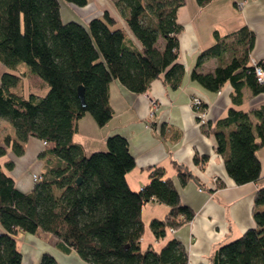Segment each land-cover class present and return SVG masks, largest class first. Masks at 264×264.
Masks as SVG:
<instances>
[{"label":"trees","instance_id":"16d2710c","mask_svg":"<svg viewBox=\"0 0 264 264\" xmlns=\"http://www.w3.org/2000/svg\"><path fill=\"white\" fill-rule=\"evenodd\" d=\"M61 1L77 7L88 4V0H0V64L18 73L0 75V118L14 132V137L5 136L4 145L0 144V158L8 146L21 155L24 143L34 137L45 142L42 155L49 159L28 192L17 188L0 162V264H22L15 238L19 231L50 233L66 251L74 250L88 264H188L177 239L168 240L158 250L151 245L141 247V210L147 201L154 199L169 208L162 219L149 221L155 240L194 214L181 203L164 169H152L148 183L134 191L126 181L134 158L125 137L110 135L104 150L90 154L73 141L84 114L89 113L99 126L110 119L108 89L113 79L134 93H143L163 73L171 88L178 87L184 66L177 62L181 26L176 11L183 0H113L139 47L131 44L122 23L108 11L87 23L64 21ZM210 1L196 3L204 6ZM213 35L214 43L198 54L190 78L214 92L229 81L234 89L232 100L237 103L244 87L254 95L263 93L264 82H258L250 64L254 33L242 26L224 36L217 31ZM230 38L241 46L240 54L231 47ZM228 51L231 54L225 63ZM211 57L219 62L215 69L197 71ZM26 74L40 78L47 92L25 97L17 91ZM79 86L83 87L84 105L78 97ZM209 131L235 184L260 179L264 104L248 112L229 108ZM193 159L203 165L207 156L195 154ZM173 164L182 185L193 178L185 167ZM5 166L8 171L13 162L6 161ZM253 204L255 226L218 247L209 264H264V185L257 189ZM36 264L58 263L43 253Z\"/></svg>","mask_w":264,"mask_h":264},{"label":"crops","instance_id":"0c3cea01","mask_svg":"<svg viewBox=\"0 0 264 264\" xmlns=\"http://www.w3.org/2000/svg\"><path fill=\"white\" fill-rule=\"evenodd\" d=\"M85 7L87 12L82 18L75 11L77 6L61 1L62 19L87 23L89 19L108 11L122 23L131 44L140 46L113 0H88ZM176 20L181 26L177 62L184 66L178 87L171 88L163 73L152 80L143 93H134L113 79L108 89L112 109L110 119L99 126L89 113L84 114L78 120L73 141L81 145L85 154H90L104 150L110 135L125 137L134 158V167L126 173V181L134 191L148 183L152 169L162 167L165 177L171 178L178 190L181 203L194 214L189 221H184L173 230L168 228L163 239L155 240L153 236V243H157L160 249L168 240L177 239L185 249L188 264H209L210 256L218 247L255 226L253 199L257 189L264 185V148L258 150L260 179L237 185L227 175L223 158L216 152V141L209 129L227 115L229 108L248 112L264 104V92L254 95L244 87L241 102L237 103L232 100L234 89L229 81L218 91H209L193 81L190 73L198 54L214 43V31L224 36L242 26H247L254 33L250 58L264 60V0H211L204 6H199L196 0H183L176 11ZM218 63L215 57L208 58L197 71L211 73ZM2 67V73L10 71ZM10 72L18 75L17 71ZM20 86L17 91L25 97L29 94L42 96L48 90L47 85L33 74L22 77ZM194 96L202 102L207 117L205 124H200L197 112L190 105ZM5 136L14 137V132L8 122L0 118L1 145H4ZM159 137L164 141H160ZM6 148V154L0 158L2 170L14 178L18 189L30 191L33 186L31 175L41 174L47 165L48 156L42 155V141L29 137L21 155H15L9 146ZM195 154L207 156V161L196 165ZM9 160L13 162V168L7 171L5 163ZM173 161L192 173L193 178L186 184L179 182ZM168 210V206L154 199L144 203L141 210L144 232L147 226L145 217L149 221L162 219ZM15 238L22 264L38 263L43 253L51 254L58 264H88L74 250L66 251L64 245H60L50 233L19 231ZM148 245L155 249L152 243Z\"/></svg>","mask_w":264,"mask_h":264},{"label":"built area","instance_id":"2783aa9c","mask_svg":"<svg viewBox=\"0 0 264 264\" xmlns=\"http://www.w3.org/2000/svg\"><path fill=\"white\" fill-rule=\"evenodd\" d=\"M264 64V60H261ZM259 60L254 59V58H250V64L253 66L254 70H255V74H256V78L258 80V82L262 83L264 82V69L262 68V66L259 64ZM190 105L192 107V109L197 112L198 116H199V122L200 124H205L207 117H206V113L205 110L202 109V102L201 100L194 96L191 98L190 101ZM43 144H45V142H43ZM39 178V175L37 174H33V179L34 181L37 180ZM171 230H173L171 228Z\"/></svg>","mask_w":264,"mask_h":264},{"label":"rangeland","instance_id":"374dc122","mask_svg":"<svg viewBox=\"0 0 264 264\" xmlns=\"http://www.w3.org/2000/svg\"><path fill=\"white\" fill-rule=\"evenodd\" d=\"M78 10V11H77ZM76 11V13H77V15H82L81 17L83 18V15L84 14H86V12H87V8L84 6V7H77V9L75 10ZM65 15H67V14H65ZM116 19H117V17H115ZM118 20V19H117ZM232 40V38H230L229 40H228V42H231V47L233 48V49H235L239 54H240V51H241V46L240 45H238V44H236L235 43V41H231ZM234 42V43H233ZM230 54H231V52L230 51H228V52H226L225 54H224V62L226 63L227 61H229V58H230ZM2 65L0 64V75H1V73H2ZM34 84V83H33ZM20 89L22 88V86H20L19 87ZM36 174V173H35ZM38 175V174H37ZM31 180L34 182V179H33V174L31 175ZM145 224L147 225L146 226V230H145V232H144V234H143V236H142V248L144 249V248H146L147 246H148V244L149 243H152L153 245H154V248L155 249H158L157 247H158V244L156 243V244H154L153 242V235H152V233H151V231H150V229H149V227H148V223H149V220H147L146 219V217H145ZM148 221V222H147Z\"/></svg>","mask_w":264,"mask_h":264},{"label":"water","instance_id":"95a60500","mask_svg":"<svg viewBox=\"0 0 264 264\" xmlns=\"http://www.w3.org/2000/svg\"><path fill=\"white\" fill-rule=\"evenodd\" d=\"M78 97H79V99H80L81 104L84 105L85 103H84V94H83V87H82V86H79V87H78ZM159 139H160V141H164V140L162 139V137H159ZM80 180H81V179L78 178V179H77V183H79Z\"/></svg>","mask_w":264,"mask_h":264}]
</instances>
